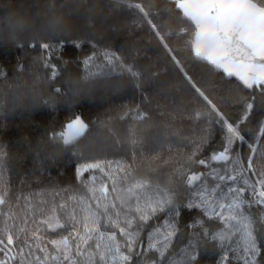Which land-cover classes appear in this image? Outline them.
Segmentation results:
<instances>
[{"label": "trees", "instance_id": "1", "mask_svg": "<svg viewBox=\"0 0 264 264\" xmlns=\"http://www.w3.org/2000/svg\"><path fill=\"white\" fill-rule=\"evenodd\" d=\"M253 1L264 7V0ZM110 2L115 7L111 28L95 37L45 36L30 31L16 34L0 23V88L43 79L58 98L52 106L0 114V240L13 237L10 247L16 257L6 264L99 263L95 254L77 247L82 246L79 238L85 229L80 198L92 206L93 199H100L97 187L90 182L92 174L109 184L114 204L108 213L112 217L117 212L130 213L139 228L128 264H170L190 242H194L197 256L185 264H245L233 243L215 237L224 229L223 224L188 206L193 197L188 178L198 175L201 181L209 182L212 166L229 176L227 163L214 164L211 159L226 146V121L238 125L248 143L258 139L255 153L240 141L234 143L231 153L237 162L234 166L246 169L251 159L248 177L264 190L259 183L264 179V135L260 134L264 128V89L249 91L197 61L192 50L195 27L182 18L175 3ZM135 4L149 13L147 19L156 24L155 29L143 20V13L132 6ZM74 6V0H0V21L14 11L43 19ZM109 69L126 77L125 88L92 92L76 85L80 76L98 77ZM193 84L212 101L223 120ZM93 97L96 99L91 100ZM248 104L252 109L243 120ZM78 117L88 124L87 134L103 132L91 150L63 142L67 124ZM83 164H99L105 174L99 169L80 174ZM134 181L168 193L171 203L147 221L140 220L130 209L133 198L113 191L119 186L124 192ZM257 210L247 208L256 219L259 251L254 264H264V221ZM168 220L176 229L175 235L160 258L156 251L146 252L147 239ZM65 237L67 251L51 243ZM93 244L87 243L89 249ZM69 252L73 262L63 257ZM55 253L59 260L51 259ZM4 257L0 252V260Z\"/></svg>", "mask_w": 264, "mask_h": 264}, {"label": "snow or ice", "instance_id": "2", "mask_svg": "<svg viewBox=\"0 0 264 264\" xmlns=\"http://www.w3.org/2000/svg\"><path fill=\"white\" fill-rule=\"evenodd\" d=\"M143 13V20H145L153 29L157 26L152 20L147 19L149 13L141 7L140 4L132 5ZM178 8L183 11V15L187 17L195 25V38H194V53L200 60L207 62L217 69L223 70V72L229 76H235L243 82L249 89L253 85L260 86L264 84V7H258L252 0H178ZM159 35V33H157ZM161 39H163L161 37ZM167 48V45H164ZM45 48L48 45H44ZM175 60V57H173ZM179 66V61H176ZM131 71V69H129ZM181 71L183 69L181 68ZM133 76L138 75L136 72H132ZM187 77V74L185 73ZM189 82H191L189 78ZM193 87L196 92L209 105H211L213 111L220 113L216 110V106L212 104V101L197 88L195 84ZM252 105L246 106V112L243 120L248 118L247 112L251 111ZM221 120L223 117L220 116ZM224 127L227 129L228 135L226 136V146L218 154L211 157L215 161H228L230 159V149L236 141H240L247 144L252 153L256 152L255 143H258V139L253 143H248L245 137L241 135L239 126H233L231 123L224 122ZM87 131V125L80 119L74 120L68 125L67 131L64 133V144L68 145L78 140ZM260 134L264 135V128H261ZM201 164L205 163L204 160L200 161ZM249 167H251V159H249ZM100 168L99 164H83L79 169V173ZM243 169L240 170L242 172ZM240 174V173H238ZM199 177L192 175L188 178V183L191 184L198 180ZM220 180H225L224 176H219ZM236 175L228 176L227 180L235 181ZM244 184H248V180L243 181ZM262 188H264V179L259 181ZM138 187L140 185H137ZM243 188H236L234 185L229 184L226 192H220L214 194L209 191L205 185L198 186V194L200 195V204L191 202L189 207H201L203 206L205 211L209 215H221L222 219L228 221H235V230L241 232V239L245 248L246 256L244 257L245 264H254L256 255L258 254V248L255 237L252 234L251 220L243 214L241 211L244 199L242 198ZM253 191L258 197L259 203H264V190L257 191L255 188ZM3 200H0V204ZM171 200H157L155 206H152L150 211L152 214L157 211H162L165 204H170ZM137 211L141 210L137 208ZM226 215H222L225 213ZM172 213L176 212L175 208L171 209ZM142 221H147L149 215L147 212L143 213L139 217ZM132 221L128 220L124 227L120 228L121 233H125L129 242L134 241L136 235L139 234V228L136 233L125 232L126 228H131ZM119 226V225H117ZM61 227H63L61 225ZM99 222L93 219L91 221L90 231H98ZM175 227L164 235V240H169L175 232ZM158 231V230H157ZM218 238L223 241L226 239V233H218ZM100 238L104 239V234H100ZM106 239L111 242L110 245H105L108 251H115L119 253V245L115 243V236H107ZM14 243L11 235L7 236L6 241L0 240V252L5 254L3 260H0V264H6L8 260H14L15 250L11 248ZM51 243L57 249L68 250L69 241L65 237L59 240H53ZM155 247V245H152ZM167 247V244L163 245ZM187 254V250H184ZM163 254V253H161ZM250 254V255H248ZM103 259V257H101ZM121 260H128L127 256L121 255ZM195 257L190 256L189 259L193 260Z\"/></svg>", "mask_w": 264, "mask_h": 264}, {"label": "rangeland", "instance_id": "3", "mask_svg": "<svg viewBox=\"0 0 264 264\" xmlns=\"http://www.w3.org/2000/svg\"><path fill=\"white\" fill-rule=\"evenodd\" d=\"M234 144L232 145L230 149V159L228 161H215L213 160V163H227L229 165V176L236 175L237 179L235 181H229L227 180V176L225 172H222L221 168L219 167H211L209 176L212 179L211 181H201V178L199 177L198 180L194 181L193 183L190 184V186L193 188V197L191 202H195L197 204H200V195L198 194V186L199 185H205L206 188L213 192L214 194H219L220 192H226L227 187L229 184L234 185L236 188H243L246 189L242 193V198L244 199V204L242 205L241 211L245 216H247L251 220L252 224V234L255 237V221L256 219L247 211V208H254L256 207L257 213H259L260 218L264 221V203H259L258 197L256 193L253 191L255 188L257 191L261 190L260 187L256 186L251 183V180L249 179V164L244 169L243 167L239 166H234L237 164L236 158L232 156V148ZM101 170L102 173V167L100 168H95L92 170ZM243 169L242 172L240 170ZM104 173V171H103ZM240 173V174H238ZM105 174V173H104ZM219 176H224L225 180H220ZM111 180L113 178H110ZM247 179L248 184H244L243 181ZM224 181H227V183H224ZM90 182L97 187L98 193H99V200L93 199V203L96 206H92L86 198H80V203L82 204V213H83V220H84V233L81 234L79 238V243L82 244L78 245L77 247L80 250H83L84 253H87L88 251L90 253L95 254L97 259L99 260L98 264H128L130 262V251L133 250L134 242L136 240V237L134 241L131 243L129 242L127 236L125 233L120 232V228L124 227L126 222L128 220L132 221L131 228H126L125 232H131V233H136L137 228L135 226L134 222V216L130 215V213L123 214L121 212H117L114 217L108 213V207L113 205V198H111V193H110V187L108 183H102L101 178L96 175L92 174L90 178ZM137 185H140L139 187ZM113 191L115 192H122V195L124 198L131 199L133 198V203L131 206V210H133L137 217H140L141 214L147 212L149 215V218H151L152 214L150 209L152 206H155V202L159 200H168V193H161L158 189L155 187H151L149 184L144 183L142 181H134L130 186H127L124 192L121 190L119 186H117ZM248 194V196H247ZM117 201H119L117 199ZM168 204H165L164 207H166ZM100 207L102 211H99L97 208ZM137 208H139L141 211L138 212ZM201 210L204 211L206 215L210 219H215L220 221V223L223 224L224 229L221 231L223 233H226V239L223 241L225 243H236L237 246H234L233 244L232 247H237L236 251L238 253V256L240 257H245V248L241 239V232L235 230V221H228L226 219H222L221 215H209L208 212L205 211L204 207H197ZM223 213L222 215H226ZM95 219L98 220L99 222V229L98 231H90L89 228L91 226V221ZM119 225V226H117ZM173 226V223L168 220L165 222H162L160 225L157 226L148 236L147 239V250L146 252H149L151 250L156 251L159 255L160 258L164 257L166 255V249L169 245L170 240L173 239L174 234L171 236L169 240H164V235L171 229ZM158 230V231H157ZM220 232V233H221ZM104 234V239L100 238V234ZM115 236V243L119 245V253H116L115 251H108L105 247V245H110L111 242H109L106 237L107 236ZM216 238H218V235H215ZM219 239V238H218ZM220 240V239H219ZM256 240V237H255ZM89 241L94 242L93 244V249H89L87 243ZM155 245L153 247L152 245ZM167 244V247H163V245ZM257 244V241H256ZM258 245V244H257ZM195 244L194 242L188 243L185 247H183L176 255L175 258L170 259V264H185L188 262L190 259V256H194L196 258L197 254L194 251ZM184 250H187V254L185 253ZM163 253V254H161ZM127 256L128 260L123 261L119 257ZM250 255V254H248ZM64 258H67L69 261L73 262L74 261V256L72 254L67 253L66 255L63 256ZM103 257V259L101 258ZM89 258V257H88ZM51 259L59 260V254L55 253L53 254ZM90 259V258H89ZM245 263V260H243ZM96 262L93 261L92 264H95Z\"/></svg>", "mask_w": 264, "mask_h": 264}, {"label": "clouds", "instance_id": "4", "mask_svg": "<svg viewBox=\"0 0 264 264\" xmlns=\"http://www.w3.org/2000/svg\"><path fill=\"white\" fill-rule=\"evenodd\" d=\"M74 5L71 10L57 11L43 19L14 11L0 23L6 24L8 30L16 34L30 31L45 36L75 34L95 37L110 30V21L115 16V7L110 0H74ZM126 84L124 75L110 69L105 70L102 76L83 75L76 80L78 87L92 92L119 91ZM49 87L50 83L46 80L29 79L13 83L6 89L0 88V114L34 110L44 104L52 106L58 98L49 91ZM95 99L93 97L91 100ZM102 135V131L93 130L74 142V145L80 150H91L96 147L97 138Z\"/></svg>", "mask_w": 264, "mask_h": 264}, {"label": "water", "instance_id": "5", "mask_svg": "<svg viewBox=\"0 0 264 264\" xmlns=\"http://www.w3.org/2000/svg\"><path fill=\"white\" fill-rule=\"evenodd\" d=\"M167 1L170 2V3H175V9H176L178 12L181 13L182 18H183L184 20L189 21L190 23H192V21H190L187 17H185V16L183 15V11H182L181 9L178 8V6H177V4H178V0H167ZM252 2H253V3H256V2H254L253 0H252ZM256 4H257V3H256ZM257 6H258V7H261V6L258 5V4H257ZM192 24H193V23H192ZM193 26L195 27L194 24H193ZM194 38H195V36H194ZM193 42H194V41H193ZM192 50H193V54H194L195 59H196L197 61H200V60L195 56V53H194V43H193V45H192ZM200 62L205 63V64L209 65L210 67H212L215 71L224 74L228 80H232V79H234L235 81H237L240 85H242L243 87H245V88H246L247 90H249V91H253L255 88H257L259 91H262V88L264 89V84H262V85H260V86L253 85V87H252L251 89H249V88H248L246 85H244L243 82L240 81L237 77H235V76L229 77V76H227V75L223 72V70H221V69H217V68H215L214 66L208 64L207 62H204V61H200ZM76 119H80V120H82L83 122H85L84 119H83L82 117H78V118H76ZM76 119H74V120H76ZM74 120H73V121H74ZM73 121H71V122H69V123L67 124L65 132H66L67 129H68V125L71 124ZM85 123H86V122H85ZM86 125H87V131H86V132H85L80 138H83V137L87 134V132H88V130H89V126H88L87 123H86ZM80 138H79V139H80ZM79 139H78V140H79ZM76 141H77V140H76ZM76 141H74V142H76ZM74 142L71 143V144H68V145H74Z\"/></svg>", "mask_w": 264, "mask_h": 264}]
</instances>
